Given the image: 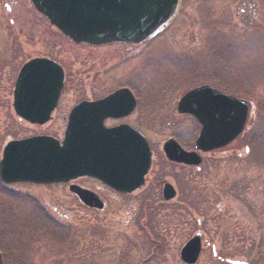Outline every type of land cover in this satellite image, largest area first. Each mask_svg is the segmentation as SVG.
<instances>
[{
  "label": "rangeland",
  "instance_id": "rangeland-1",
  "mask_svg": "<svg viewBox=\"0 0 264 264\" xmlns=\"http://www.w3.org/2000/svg\"><path fill=\"white\" fill-rule=\"evenodd\" d=\"M33 58L63 70L60 102L41 127L11 109L18 70ZM203 85L246 101L245 126L231 144L203 154L198 167L172 165L162 144L174 139L192 151L199 130L176 112L177 101ZM120 88L137 98L123 123L152 151L144 185L117 195L95 181H75L103 202L95 210L66 185L0 182L5 264H183L180 249L197 231L204 241L195 264H264V0H180L154 38L100 47L73 44L29 0H0V152L13 139H60L72 106ZM165 183L176 191L167 203ZM152 235L160 241L158 257L151 255Z\"/></svg>",
  "mask_w": 264,
  "mask_h": 264
},
{
  "label": "water",
  "instance_id": "water-1",
  "mask_svg": "<svg viewBox=\"0 0 264 264\" xmlns=\"http://www.w3.org/2000/svg\"><path fill=\"white\" fill-rule=\"evenodd\" d=\"M34 10L72 43L100 47L110 44L138 45L152 37L174 15L179 0H29ZM63 72L55 62L32 59L20 68L14 82L12 110L30 124L50 120L62 88ZM135 101L129 90L119 89L94 102H81L68 115L61 142L34 136L8 142L1 151L0 182L5 185L68 183L82 177L95 179L119 194L143 185L151 154L143 136L129 125L105 128L106 119L129 115ZM176 112L189 115L200 126L194 151H183L175 141L162 146L166 159L185 166H198L197 152L207 153L230 144L242 131L248 113L246 101L210 86L197 87L177 102ZM87 207L103 204L90 191L69 186ZM164 200L175 191L162 189ZM200 236H193L181 249L184 264H195ZM229 264H245L227 261ZM0 264L2 263L0 256Z\"/></svg>",
  "mask_w": 264,
  "mask_h": 264
},
{
  "label": "flooded vegetation",
  "instance_id": "flooded-vegetation-1",
  "mask_svg": "<svg viewBox=\"0 0 264 264\" xmlns=\"http://www.w3.org/2000/svg\"><path fill=\"white\" fill-rule=\"evenodd\" d=\"M108 95V94H107ZM133 96H134V99H135V102H136V106H137V98H136V96L133 94ZM105 97V96H104ZM60 98H61V94H60V96H59V100H58V104H59V102H60ZM101 98H103V97H101ZM101 98H98V99H101ZM95 100H97V99H95ZM92 101V100H91ZM58 104H57V107H58ZM57 109V108H56ZM136 109V108H135ZM135 111V110H134ZM133 111V112H134ZM132 112V113H133ZM131 113V114H132ZM130 114V115H131ZM129 115V116H130ZM126 118H123V119H120V120H106L105 122H104V125L105 126H107V127H114V126H118V125H120V124H123V121L125 120ZM65 121H66V119H65ZM109 122H111L112 124L111 125H106L107 123H109ZM150 151H151V149H150ZM162 152V151H161ZM151 156H152V151H151ZM164 159H165V157H164ZM165 161H167L166 159H165ZM172 165H174L173 163H171ZM175 165H177V164H175ZM90 180V179H89ZM91 181H93V180H91ZM70 184V183H69ZM69 184H67L66 186H67V188H68V186H69ZM71 184H73V185H77L76 183H75V181L74 182H72ZM77 186H79V185H77ZM79 187H81V188H83L82 186H79ZM104 187V186H103ZM85 189V188H84ZM174 191H175V189H174ZM118 195V194H117ZM176 197V191H175V195H174V197L171 199V200H164V198H163V194H162V188H161V198H162V200L164 201V202H171L174 198ZM152 228V227H151ZM196 234H199V236H200V238H201V240H200V243H201V247H202V241H204V236H203V234H201L200 233V231H197V233ZM151 237V236H150ZM149 242H151V255L153 254V255H156L157 257L158 256H160L161 254V250H160V248H159V245H160V241L158 240L157 241V239H156V237H154L153 235H152V237H151V239H150V241ZM200 250H201V248H200ZM212 252H213V255H215V249H214V247H212ZM3 261H4V259H3ZM4 264H5V262H4Z\"/></svg>",
  "mask_w": 264,
  "mask_h": 264
},
{
  "label": "trees",
  "instance_id": "trees-1",
  "mask_svg": "<svg viewBox=\"0 0 264 264\" xmlns=\"http://www.w3.org/2000/svg\"><path fill=\"white\" fill-rule=\"evenodd\" d=\"M57 238H58V235H57Z\"/></svg>",
  "mask_w": 264,
  "mask_h": 264
}]
</instances>
